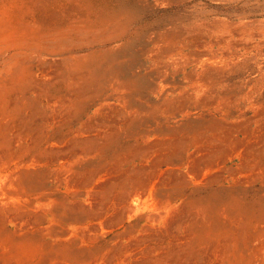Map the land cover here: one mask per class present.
I'll return each mask as SVG.
<instances>
[{
  "label": "rangeland",
  "instance_id": "obj_1",
  "mask_svg": "<svg viewBox=\"0 0 264 264\" xmlns=\"http://www.w3.org/2000/svg\"><path fill=\"white\" fill-rule=\"evenodd\" d=\"M0 264H264V0H0Z\"/></svg>",
  "mask_w": 264,
  "mask_h": 264
}]
</instances>
